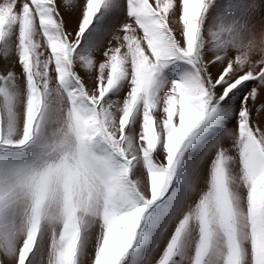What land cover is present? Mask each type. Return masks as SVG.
I'll return each instance as SVG.
<instances>
[{
    "label": "snow or ice",
    "instance_id": "1",
    "mask_svg": "<svg viewBox=\"0 0 264 264\" xmlns=\"http://www.w3.org/2000/svg\"><path fill=\"white\" fill-rule=\"evenodd\" d=\"M0 264H264V0H0Z\"/></svg>",
    "mask_w": 264,
    "mask_h": 264
}]
</instances>
